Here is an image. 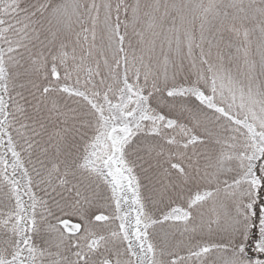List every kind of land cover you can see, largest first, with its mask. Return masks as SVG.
I'll list each match as a JSON object with an SVG mask.
<instances>
[{"label": "snow or ice", "instance_id": "snow-or-ice-1", "mask_svg": "<svg viewBox=\"0 0 264 264\" xmlns=\"http://www.w3.org/2000/svg\"><path fill=\"white\" fill-rule=\"evenodd\" d=\"M0 264H264V0H0Z\"/></svg>", "mask_w": 264, "mask_h": 264}]
</instances>
